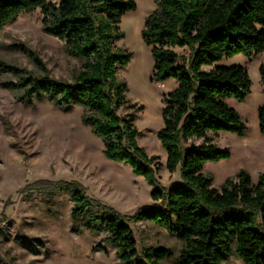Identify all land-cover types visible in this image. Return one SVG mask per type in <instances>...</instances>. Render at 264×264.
<instances>
[{
    "label": "trees",
    "instance_id": "trees-1",
    "mask_svg": "<svg viewBox=\"0 0 264 264\" xmlns=\"http://www.w3.org/2000/svg\"><path fill=\"white\" fill-rule=\"evenodd\" d=\"M156 4L141 35L154 61L151 80L177 82L163 95L162 126L156 133L166 152L165 164L140 146L136 113H120L123 108H143L128 101L127 84L118 78V69L133 56L117 43L125 36L122 17L136 9L134 0H0V32L21 14L40 9L44 31L61 40L70 56L83 60L70 81L55 79L34 52L18 45L43 72L21 77L18 85L28 87L26 97L46 96L63 110L79 104L84 123L103 143L104 156L142 176L159 204L141 206L127 216L87 195L78 182L41 181L37 186L46 190L59 185L70 192L74 218L88 229L104 230L121 264H161L171 255L165 247L138 248L131 225L142 221L167 229L181 241L176 264H223L233 253L244 264H264V172L254 183L241 170L221 189L213 187V177L203 172L207 162L231 157L214 137L221 132L246 134V124L227 100L246 99L252 86L249 72L243 65L218 63L237 54L251 58L264 52V0H156ZM259 72L264 86V62ZM258 124L264 136V104L258 108ZM162 166L170 174H180L181 182L162 187L158 178Z\"/></svg>",
    "mask_w": 264,
    "mask_h": 264
},
{
    "label": "rangeland",
    "instance_id": "rangeland-1",
    "mask_svg": "<svg viewBox=\"0 0 264 264\" xmlns=\"http://www.w3.org/2000/svg\"><path fill=\"white\" fill-rule=\"evenodd\" d=\"M134 1L136 9L122 17L120 28L125 36L117 43L133 56L128 65L118 69V78L127 84L128 101L143 108H123L120 113H136L140 146L165 164L166 152L156 133L162 126L163 95L177 82L174 78L151 80L154 61L141 33L146 17L157 4L156 0ZM18 45L34 52L55 79L70 81L83 62L70 56L61 40L44 31L40 9L21 14L0 32V260L4 264H121L104 230L88 229L81 225L80 218H74L70 192L59 185L44 190L37 184L78 182L87 195L127 216L141 206L159 204L152 199L153 187L142 176L133 174L129 165L104 156L103 143L84 123L79 104L63 110L46 96L26 97L28 87L18 85L21 77H39L43 72ZM178 51L185 53L183 49ZM263 62L264 52L251 58L237 54L218 63L246 67L252 86L243 102L227 100L246 124V134L221 132L214 137V142L231 154L204 167L203 172L213 177L217 189L241 170L247 171L254 183L264 172V136L258 124V108L264 104L259 72ZM158 178L162 187L181 182L180 174H170L165 166ZM131 227L139 249L165 247L171 255L161 264H176L182 243L175 235L150 221ZM223 264L244 262L233 253Z\"/></svg>",
    "mask_w": 264,
    "mask_h": 264
}]
</instances>
